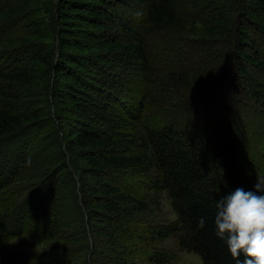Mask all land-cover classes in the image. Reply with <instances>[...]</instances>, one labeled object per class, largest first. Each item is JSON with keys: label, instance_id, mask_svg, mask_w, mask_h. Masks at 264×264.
Instances as JSON below:
<instances>
[{"label": "trees", "instance_id": "trees-1", "mask_svg": "<svg viewBox=\"0 0 264 264\" xmlns=\"http://www.w3.org/2000/svg\"><path fill=\"white\" fill-rule=\"evenodd\" d=\"M204 1L57 0L54 22L25 14L27 0H0V47L6 46L0 54L8 59L0 63L2 82L21 86L37 76L41 84L46 74L56 79L47 91L42 89L45 99L40 101L54 111L45 113L40 107L45 123L35 129L29 125L36 115L29 106L22 110L18 104L6 105L3 99L20 97L15 88L0 84V264H89L90 233L113 240L128 231L124 227L134 213L149 210L152 203L126 185V177L148 190L166 191L171 199L176 219L159 228L155 237L182 233L179 245L199 254L203 264H235L215 235V203L237 186L252 188L257 177L264 176V130L258 137L260 151L245 160L224 127L225 122L236 125L235 97L223 101V114L217 113V118L212 120L209 114L204 121L193 120L200 118L194 114L209 99H195L200 95L191 90L206 81L190 77L187 70L169 72L162 89L171 92L182 82L187 90L176 100L172 94L159 98L149 86L155 74L149 33H185L200 24L204 35L233 41L224 50L225 59L241 58L243 90L264 110L261 75L244 64L264 70L258 35L238 16L224 27L194 18ZM244 2L247 13L264 29V0ZM11 5L14 9L7 8ZM235 9L231 4L226 11ZM78 23L87 27L80 29ZM57 29L64 32L59 55L54 56L48 45L39 46L35 40L46 39ZM87 51L100 52L99 62L107 72L80 53ZM114 60L142 77L126 96L120 94L123 83L118 79L114 83L108 69L117 66ZM36 84L27 90L33 91ZM156 106L162 112L154 110ZM206 109L214 110L209 104ZM200 217L205 218L203 227H198ZM28 235L54 243L47 255L29 257L7 247L8 241ZM119 254L112 253V259ZM157 257L160 263L167 260V254Z\"/></svg>", "mask_w": 264, "mask_h": 264}, {"label": "rangeland", "instance_id": "rangeland-1", "mask_svg": "<svg viewBox=\"0 0 264 264\" xmlns=\"http://www.w3.org/2000/svg\"><path fill=\"white\" fill-rule=\"evenodd\" d=\"M27 1L29 4L27 5L28 9H26L25 14H32L40 20L44 18L46 21L56 22L57 14H55V5L57 0ZM231 4H233L236 9L233 12L226 11ZM12 6L15 5H11V7L7 8L14 9ZM246 7L247 5L245 2L243 3V0H220L218 2L205 0L202 4L199 3L198 7L195 9L194 18L202 19L203 17L204 20H208L214 25L224 27L228 20L231 19L232 22H234V20H236L235 16H238L242 21L247 23L248 28L254 35H258L261 49L264 51V29L260 27L261 25L257 20L247 13ZM246 15H248V17ZM77 27L82 29L86 28L87 25L78 23ZM60 32L59 29H57L56 32L55 30L51 31L48 38L37 39L35 41L39 46L42 44L48 45L51 55H59V42L61 41L64 31L61 32V34ZM148 37L149 50L155 69L153 84H149V86L153 85L152 92L158 94L159 98L167 94L171 96L172 94V98L176 100L178 94L185 93L187 90L186 87L181 86L182 82L176 83V86L171 88L172 93L170 90L166 92V88L162 89L165 87L162 81L168 79L169 72L175 71L178 73L179 71L187 70L190 77L198 75V79L206 82H201L199 86L191 90L200 95L194 96V98H208L209 100L205 102L206 105L204 107L197 109L194 114L200 118L193 116V120L201 119V121H204V118H207L209 114L212 116V120L213 117L217 118V113L221 112L223 114V101L230 97H235L238 100V102H236V114L238 118H236V115L234 118L236 119V125H232V123L227 125L228 122H225L224 127L230 129L232 140L234 143H238L239 151L243 159L247 160L260 151L261 145L258 142V137L259 133L264 130V110L253 101V98H250L249 94H245L243 90L244 82L241 80V73L238 69V65L243 62L241 58L238 57L236 60L225 59L224 50L229 47V43L233 46V41L227 38V36L217 40L204 35L202 28H200V24L191 27V29L185 33L178 32L167 34L163 31H153L149 33ZM78 39L83 41V44H88V41L83 37L79 36ZM84 47L87 46L84 45ZM0 48H6V46H1ZM80 53L83 56H91L94 63L99 62L98 53L100 52L94 51L92 53L91 51H87ZM231 53H233V51H231ZM7 60V58L0 54V63L6 64ZM114 61L113 64L117 66L108 69L112 72V77L115 79L113 81L114 83L117 79L123 83L120 88V94L126 96L128 92L133 90L131 89L133 82L135 80L139 82L140 80L141 83L142 77L138 74L136 75L129 65L118 63L116 60ZM99 63L101 67L105 68L104 71L107 72V66L102 64V62ZM244 64L249 70L261 75L264 84V70H256L255 66L249 65L246 62H244ZM219 66L220 68L217 69ZM40 67V71L43 72L44 66L40 65ZM41 75L43 74L41 73ZM36 77L37 76H31V78L25 84H21V86L10 85L7 82H2L0 79V84L3 83V85L10 89L15 88L17 96L20 97L17 101L3 99L5 104L13 106L18 104L17 109L20 108L22 110L26 109L25 106H29L31 113L36 115V118L32 119L29 125L34 129L41 123H45L44 114L46 112L54 111L51 106L40 104V101H44L43 99H45L42 89L46 87L45 91H47V86L55 83L56 80L55 77L46 74L43 79L41 78L43 81L40 84L39 79ZM191 80L194 79L191 78ZM184 81L186 82L188 80ZM34 83H37V86L32 89L34 92L28 91L27 89L32 88ZM204 85H206L205 88ZM128 95H133V93ZM126 99L131 100L129 98ZM23 103L25 105H23ZM173 104L176 105L175 103ZM207 104L214 110L208 111L206 109ZM40 107H45L44 114L39 110ZM152 107H154V105H152ZM159 108L156 106L154 110ZM160 112L162 111L160 110ZM255 134L256 136H254ZM141 177L146 178V176L143 175H141ZM124 181H126V185L130 184V188L135 190L141 198H145L152 203L149 206V210L134 213L125 224L124 228L128 231L118 234L113 240L95 232L90 233L87 238V257L89 258V264H203L199 254L183 249L179 245V237L182 233L175 232L164 239L154 236L159 228L163 225L167 226L173 223L176 219V214L167 192L148 190V188L143 187L145 186L143 184V186H139L135 178L132 177H126L123 179V182ZM143 181L146 180L144 179L142 182ZM127 182L129 183L127 184ZM51 244H44L41 241L38 242L32 238L31 235H28V237L21 240L8 241L7 247H9L11 251L21 252L26 256L28 254L30 257L40 254L47 255L48 251L46 249L49 248ZM56 245L62 246L63 244L56 243ZM112 253H120V258L112 259ZM161 254H167V260L165 259L160 263V260L157 261L156 259H158L157 256ZM124 260H129L131 263H125Z\"/></svg>", "mask_w": 264, "mask_h": 264}, {"label": "clouds", "instance_id": "clouds-1", "mask_svg": "<svg viewBox=\"0 0 264 264\" xmlns=\"http://www.w3.org/2000/svg\"><path fill=\"white\" fill-rule=\"evenodd\" d=\"M215 209V235L235 264H264V176H258L252 188L237 186L221 195ZM204 224L200 217L198 227Z\"/></svg>", "mask_w": 264, "mask_h": 264}]
</instances>
